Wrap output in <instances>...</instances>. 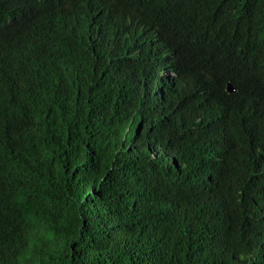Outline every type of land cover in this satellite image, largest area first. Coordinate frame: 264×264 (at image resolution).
Masks as SVG:
<instances>
[{"label":"trees","instance_id":"1","mask_svg":"<svg viewBox=\"0 0 264 264\" xmlns=\"http://www.w3.org/2000/svg\"><path fill=\"white\" fill-rule=\"evenodd\" d=\"M0 264H264V0H0Z\"/></svg>","mask_w":264,"mask_h":264},{"label":"water","instance_id":"2","mask_svg":"<svg viewBox=\"0 0 264 264\" xmlns=\"http://www.w3.org/2000/svg\"><path fill=\"white\" fill-rule=\"evenodd\" d=\"M227 89H228L229 93H234L235 92V90L230 85L228 86Z\"/></svg>","mask_w":264,"mask_h":264},{"label":"clouds","instance_id":"3","mask_svg":"<svg viewBox=\"0 0 264 264\" xmlns=\"http://www.w3.org/2000/svg\"><path fill=\"white\" fill-rule=\"evenodd\" d=\"M232 87V86H231ZM233 88V87H232ZM234 89V88H233ZM235 90V89H234Z\"/></svg>","mask_w":264,"mask_h":264}]
</instances>
